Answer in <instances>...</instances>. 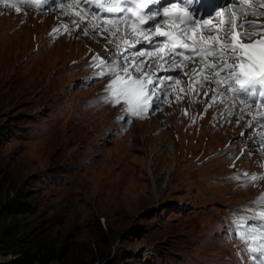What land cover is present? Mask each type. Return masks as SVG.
<instances>
[{"label":"rangeland","instance_id":"374dc122","mask_svg":"<svg viewBox=\"0 0 264 264\" xmlns=\"http://www.w3.org/2000/svg\"><path fill=\"white\" fill-rule=\"evenodd\" d=\"M71 10L0 3V264H242L231 218L264 196L251 108L188 62L127 121L135 101L93 69H128L120 31ZM80 12L89 30L73 29Z\"/></svg>","mask_w":264,"mask_h":264},{"label":"bare ground","instance_id":"6f19581e","mask_svg":"<svg viewBox=\"0 0 264 264\" xmlns=\"http://www.w3.org/2000/svg\"><path fill=\"white\" fill-rule=\"evenodd\" d=\"M23 9H26V8H23ZM30 10V9H29ZM33 11V10H32ZM80 14L82 15V13H79V14H75L74 16L73 15H70V16H68V18H73V19H77V21H75V23L73 22V29H74V27H75V31L76 30H78V31H82L83 29H86V30H89L88 28L89 27H87L86 26V24L84 25L83 23H81V22H79L78 20H79V18L81 17L80 16ZM68 24V23H67ZM71 26V25H70ZM69 28V27H68ZM83 33V32H82ZM88 33V32H87ZM155 61V60H154ZM157 61V60H156ZM155 61V62H156ZM184 64H188V63H186V62H182L181 63V65H182V67L184 66ZM191 66H192V68H194V71L196 72V73H198V77H200L201 75H199V71H200V69L199 70H197L196 69V66L198 65V63L197 62H190L189 63ZM193 65H195V67L193 66ZM160 67V66H159ZM207 72H209V71H207ZM207 72H204L203 74H205V73H207ZM188 75V74H187ZM212 75H214L213 73H212ZM189 77H190V79H191V74L189 75ZM214 77V76H213ZM200 79H202L201 80V82L203 81V78L201 77ZM204 82V81H203ZM185 84H186V82H185ZM206 84V83H205ZM207 85H209V84H207ZM213 85L220 91L221 90V88L218 86V83L217 82H213ZM222 91V90H221ZM236 103H237V101H236ZM244 103L242 102V103H240V105L242 106ZM240 105H237V106H239V107H237L236 109H237V112H240L241 111V106ZM238 109H240V110H238ZM170 148V147H169ZM171 149V148H170ZM175 156V155H174ZM170 162V161H169ZM176 164H175V158L174 157H172V159H171V162H170V164L166 167V169H165V177H164V182L165 183H168L169 182V180H170V178H171V171H172V169H173V167L175 166ZM163 189V187L161 186V188H160V190H159V193H160V191ZM158 193V192H157ZM156 193V194H157Z\"/></svg>","mask_w":264,"mask_h":264}]
</instances>
